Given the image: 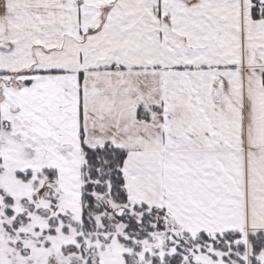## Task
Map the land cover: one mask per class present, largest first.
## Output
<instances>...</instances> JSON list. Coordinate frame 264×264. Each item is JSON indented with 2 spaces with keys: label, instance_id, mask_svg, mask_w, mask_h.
Listing matches in <instances>:
<instances>
[{
  "label": "snow or ice",
  "instance_id": "1",
  "mask_svg": "<svg viewBox=\"0 0 264 264\" xmlns=\"http://www.w3.org/2000/svg\"><path fill=\"white\" fill-rule=\"evenodd\" d=\"M0 264H264V0H0Z\"/></svg>",
  "mask_w": 264,
  "mask_h": 264
}]
</instances>
